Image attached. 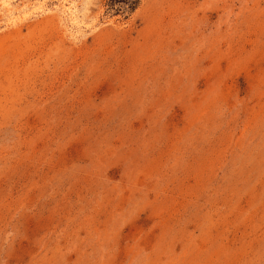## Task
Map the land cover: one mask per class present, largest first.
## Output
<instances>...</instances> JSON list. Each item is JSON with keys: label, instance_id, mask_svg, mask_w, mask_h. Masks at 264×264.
<instances>
[{"label": "rangeland", "instance_id": "rangeland-1", "mask_svg": "<svg viewBox=\"0 0 264 264\" xmlns=\"http://www.w3.org/2000/svg\"><path fill=\"white\" fill-rule=\"evenodd\" d=\"M37 1L0 13V264H264V0Z\"/></svg>", "mask_w": 264, "mask_h": 264}, {"label": "bare ground", "instance_id": "bare-ground-1", "mask_svg": "<svg viewBox=\"0 0 264 264\" xmlns=\"http://www.w3.org/2000/svg\"><path fill=\"white\" fill-rule=\"evenodd\" d=\"M71 1V0H70ZM12 0H0V13L10 19L13 15H22L25 14L27 11H29L32 7H34L36 4L38 5L36 8H41V10H45L46 6L45 3L42 1L30 2L27 0H20L21 5L20 6H13ZM27 2V3H26ZM71 3V2H70ZM75 6L70 4L66 5V3H59L58 6L54 8V15H56L58 22L65 23L63 20L66 19L68 21V25H76L77 23V14L75 12ZM85 10V9H82ZM84 14V12H83ZM19 20V19H18ZM79 22V21H78ZM76 29L78 28V25L75 26ZM68 28L64 27V31L71 35L72 33L67 31Z\"/></svg>", "mask_w": 264, "mask_h": 264}]
</instances>
